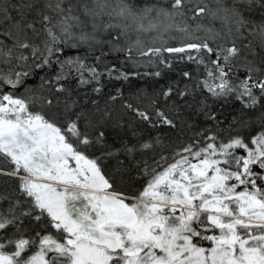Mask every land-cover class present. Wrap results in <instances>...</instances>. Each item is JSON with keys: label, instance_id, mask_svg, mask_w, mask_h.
<instances>
[{"label": "snow or ice", "instance_id": "6c2138e0", "mask_svg": "<svg viewBox=\"0 0 264 264\" xmlns=\"http://www.w3.org/2000/svg\"><path fill=\"white\" fill-rule=\"evenodd\" d=\"M0 264H264V0H0Z\"/></svg>", "mask_w": 264, "mask_h": 264}, {"label": "trees", "instance_id": "16d2710c", "mask_svg": "<svg viewBox=\"0 0 264 264\" xmlns=\"http://www.w3.org/2000/svg\"><path fill=\"white\" fill-rule=\"evenodd\" d=\"M141 71H143V69H141ZM133 83L137 86L139 85H150L151 81L149 80V78L145 77L143 79H136V78H133ZM119 86V85H117ZM125 91H127V85H125Z\"/></svg>", "mask_w": 264, "mask_h": 264}]
</instances>
